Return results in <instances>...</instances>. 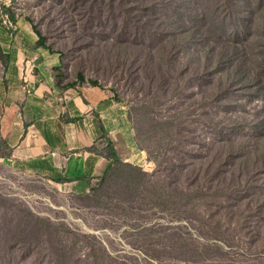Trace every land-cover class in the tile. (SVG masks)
<instances>
[{
	"label": "rangeland",
	"instance_id": "374dc122",
	"mask_svg": "<svg viewBox=\"0 0 264 264\" xmlns=\"http://www.w3.org/2000/svg\"><path fill=\"white\" fill-rule=\"evenodd\" d=\"M10 1L9 5L0 2V76L8 61L1 45L5 33L9 35L17 25L25 24L38 40L36 29L43 37L39 42L57 58L53 70L57 92L73 84L70 90L80 93L85 101L95 102L92 151L106 156L101 137L105 132L117 150L116 165L136 174L127 182V174L118 177L113 171L107 179L100 176L85 192L75 193L9 160H0V264H57L60 260L65 264H192L183 260L264 264L262 236L251 242L240 237L232 248L219 240L198 237L185 220L189 211L179 213L182 209L174 203L179 186L183 185V194L188 191L187 69L189 64L198 67L207 63L214 71L213 62L204 58L206 46H197L184 36L175 47L167 44L166 60L160 65L164 77L156 78L153 73L154 78L148 79L155 69L144 63V54L135 62L130 59L124 63V48H113L116 41L120 43V35L127 45V22L122 13H108L106 0L104 4L96 0ZM176 1L187 14L203 11L209 21L221 24L229 34L239 31L241 20L228 15L231 10L247 19L245 32L264 34V3L258 11L246 0ZM145 4V0H135L133 9L129 1L123 5L129 11V32L142 24ZM116 6L117 10L124 8ZM167 29L169 32L160 38L164 44L172 40L171 35H181L170 23ZM116 57L121 65L113 62ZM78 73L85 77L82 85L78 84ZM90 80L99 86H91ZM244 102L254 108L252 100ZM237 112L244 115L241 109ZM173 174L179 179L178 184H171L178 187L177 192L167 186ZM85 193H90V198L82 197Z\"/></svg>",
	"mask_w": 264,
	"mask_h": 264
},
{
	"label": "trees",
	"instance_id": "16d2710c",
	"mask_svg": "<svg viewBox=\"0 0 264 264\" xmlns=\"http://www.w3.org/2000/svg\"><path fill=\"white\" fill-rule=\"evenodd\" d=\"M96 1L105 3V0ZM106 1L108 13H122L127 22L124 29L129 38L127 45L123 35H120V43L116 41L113 48H124L122 53L127 55L124 63L130 59L135 62L138 55L144 54V63H150L155 69L149 77L146 76L148 79L154 78L153 73L156 78L164 77L160 65L166 60L164 49L167 44L175 47L177 40L184 36L197 46H206L204 58L213 62L214 71L210 70L209 65L206 66L207 63L198 67L189 64L187 69L188 191L183 194V185H178L180 194L176 195L177 201L174 203L182 209L179 213L189 211L185 220L189 221V226L198 237L222 241L229 248L240 237H245L250 242L261 236L264 239V34L245 32L248 30L247 24H244L247 19L241 14H233L232 10L228 15L235 16L237 20L241 17V20H238L239 31L234 35L229 34L221 28V24L209 21L203 11L187 14L182 10L183 5L176 0H145L142 11L144 20L142 24L134 25L131 33L127 30L130 25L129 11L123 5L129 1L133 9L135 0ZM246 3L254 4L256 10L262 11L264 2L246 0ZM117 4L122 5L123 10H117ZM248 10L251 13V8ZM10 18L16 26L14 16L10 15ZM168 23L181 31V35L175 37L170 31L172 40L164 44L160 38L165 32H169ZM241 30L243 31L240 32ZM34 31L39 37L35 46L48 50L40 43L43 37L36 29ZM132 48L136 51H131ZM119 58L113 60L117 66L121 65ZM219 73L223 76H216ZM179 75L180 71L177 73ZM77 80L79 85L86 82L82 73H78ZM178 80L176 79V83ZM89 84L99 86L96 80H90ZM176 86L179 88V84ZM72 87L73 84H70L65 88ZM245 100H252L254 108L243 104ZM238 109L244 115H240ZM101 137L105 141L106 156L103 157L108 160L101 178L107 179L108 173L115 171L114 174L118 177L127 174V182L132 181L131 176L136 174L135 171L118 167L116 163L119 156L114 144L105 132ZM3 145L4 141L0 139V155L5 153ZM176 182L178 184L179 179L174 174L170 175L167 186L171 187ZM171 189L173 192L178 191V187L174 185ZM147 192L150 190L143 193ZM82 195L86 198L91 196L90 193ZM167 196L170 197L171 194ZM133 200L131 197V201ZM65 262L60 260L57 264ZM183 262L197 264L199 260Z\"/></svg>",
	"mask_w": 264,
	"mask_h": 264
},
{
	"label": "crops",
	"instance_id": "0c3cea01",
	"mask_svg": "<svg viewBox=\"0 0 264 264\" xmlns=\"http://www.w3.org/2000/svg\"><path fill=\"white\" fill-rule=\"evenodd\" d=\"M29 26L4 35L8 58L0 76V139L4 155L29 173L82 193L102 176L108 160L90 150L96 139L95 102L75 90L57 92V58L37 48Z\"/></svg>",
	"mask_w": 264,
	"mask_h": 264
},
{
	"label": "built area",
	"instance_id": "2783aa9c",
	"mask_svg": "<svg viewBox=\"0 0 264 264\" xmlns=\"http://www.w3.org/2000/svg\"><path fill=\"white\" fill-rule=\"evenodd\" d=\"M3 2L4 4H6V3H8V4H6V5H9V3L11 2L10 0H0V2ZM5 1V2H4Z\"/></svg>",
	"mask_w": 264,
	"mask_h": 264
}]
</instances>
